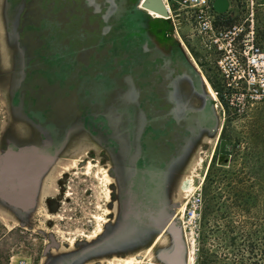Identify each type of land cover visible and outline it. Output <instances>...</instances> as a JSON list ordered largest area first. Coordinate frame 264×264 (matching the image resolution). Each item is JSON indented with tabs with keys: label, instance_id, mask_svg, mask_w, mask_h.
<instances>
[{
	"label": "rangeland",
	"instance_id": "1",
	"mask_svg": "<svg viewBox=\"0 0 264 264\" xmlns=\"http://www.w3.org/2000/svg\"><path fill=\"white\" fill-rule=\"evenodd\" d=\"M139 2L0 0V264L262 263L264 103L229 116L200 89L211 127L151 117L170 78L198 77Z\"/></svg>",
	"mask_w": 264,
	"mask_h": 264
},
{
	"label": "built area",
	"instance_id": "2",
	"mask_svg": "<svg viewBox=\"0 0 264 264\" xmlns=\"http://www.w3.org/2000/svg\"><path fill=\"white\" fill-rule=\"evenodd\" d=\"M212 1L163 0L166 19L184 54L188 52L208 69L205 75L222 110L229 116L245 115L264 103V37L256 29L255 2L229 0L228 9L220 13ZM201 206L199 189L186 208L188 223L196 224Z\"/></svg>",
	"mask_w": 264,
	"mask_h": 264
},
{
	"label": "crops",
	"instance_id": "3",
	"mask_svg": "<svg viewBox=\"0 0 264 264\" xmlns=\"http://www.w3.org/2000/svg\"><path fill=\"white\" fill-rule=\"evenodd\" d=\"M197 77L199 82L193 79L188 73L183 72L177 73L172 78H170V86L169 92L167 93V98L171 103L168 105L162 103L160 102L161 99L157 97L156 103L151 102L148 105L151 109L150 116L153 117L151 114L152 110L156 111V114H160L165 109V107H169L170 113L183 122L181 127L185 129H201L203 127H211V125H214L204 124L205 121L211 122L215 121L216 119L212 109H210L207 101H205V98L202 96V92L200 91V89H202V85H200L201 81L199 76ZM186 92H188V94H186ZM187 100H189V102ZM149 128L152 130L159 129V126H153L152 122H150ZM184 134L187 135L186 133Z\"/></svg>",
	"mask_w": 264,
	"mask_h": 264
},
{
	"label": "bare ground",
	"instance_id": "4",
	"mask_svg": "<svg viewBox=\"0 0 264 264\" xmlns=\"http://www.w3.org/2000/svg\"><path fill=\"white\" fill-rule=\"evenodd\" d=\"M141 1L143 0H140L139 2V7L142 8L145 12H147L148 14L150 15H153V16H161L163 18H167L166 16H163V15H160L159 13L157 12H154L150 9H147V8H144L141 6ZM188 55H189V58H190V64L191 66L193 67V70L196 72L197 76H199L200 78V81H201V84L202 85V91L204 92V94L209 98L211 99L212 101H218L217 99V95L210 83V81L208 80V78L206 77L205 73L203 72L202 68L200 67V65L197 63L196 59L191 55L189 54L188 52H186ZM217 104L214 105V107H216ZM221 128H222V122L220 123V127L218 129V134L220 133L221 131ZM202 161V159H199L198 161V164H196V166H198L200 164V162ZM198 168L194 167V170L193 171H196ZM203 179H204V176H203ZM195 188V185H194V175H190L186 178V184L183 186V191L186 192V193H189L191 192L193 189ZM184 202V201H183ZM179 203L178 204V207L181 209L183 208L184 206V203ZM186 204V202H185ZM164 231V230H163ZM165 233V232H164ZM160 237V236H159ZM164 237V236H163ZM162 237V238H163ZM192 251L190 252L189 256H188V264H192L194 261V257L192 255ZM127 262H134L132 258H127L126 259V264Z\"/></svg>",
	"mask_w": 264,
	"mask_h": 264
},
{
	"label": "water",
	"instance_id": "5",
	"mask_svg": "<svg viewBox=\"0 0 264 264\" xmlns=\"http://www.w3.org/2000/svg\"><path fill=\"white\" fill-rule=\"evenodd\" d=\"M213 7L217 12H225L229 7V0H213ZM141 6L159 13L163 16H168L167 7L163 0H143Z\"/></svg>",
	"mask_w": 264,
	"mask_h": 264
},
{
	"label": "trees",
	"instance_id": "6",
	"mask_svg": "<svg viewBox=\"0 0 264 264\" xmlns=\"http://www.w3.org/2000/svg\"><path fill=\"white\" fill-rule=\"evenodd\" d=\"M151 19H157V20H160V19H163V18H151ZM163 20H167V19H163ZM169 21V20H168ZM172 27H170V30H165L163 29V34L165 35V38H173V35H172ZM160 29H157V32L159 31ZM262 248L260 249V254L262 255V263L261 264H264V238L262 239Z\"/></svg>",
	"mask_w": 264,
	"mask_h": 264
}]
</instances>
